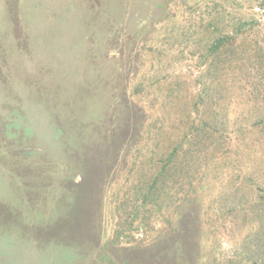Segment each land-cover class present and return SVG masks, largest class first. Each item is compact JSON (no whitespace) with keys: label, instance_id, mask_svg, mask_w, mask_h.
Here are the masks:
<instances>
[{"label":"rangeland","instance_id":"374dc122","mask_svg":"<svg viewBox=\"0 0 264 264\" xmlns=\"http://www.w3.org/2000/svg\"><path fill=\"white\" fill-rule=\"evenodd\" d=\"M42 2L53 12L62 10L65 0ZM102 3L112 25L120 20L118 27H124L114 29L116 51L109 52L110 63L102 61L103 73L107 77L114 69L118 78L117 65L131 64L130 88L146 117L142 139L129 149L128 168L119 184L107 187L101 214L94 205V214L82 219L74 232L82 243L98 234L96 248L86 257L70 259L69 253L46 242L47 236H69L53 226V208L63 198H49L57 193L50 184L32 191L15 217H0V264H264V0ZM2 18L0 41L8 44L0 49V115L14 111L10 121L21 126L24 136L33 132L35 140L25 150L57 158L58 147L34 103L25 102L26 116L16 112L23 106L17 96L29 92H24L23 79L30 68L29 63L26 68L18 64L21 48L17 39H8L17 33L11 30L4 37ZM218 36L227 37L226 44L215 55L208 54ZM77 49L85 50L82 41ZM2 60L11 62L4 66ZM49 77L42 83L51 85ZM194 138L190 155L197 162H187L186 173L165 187L160 202L138 207L140 202L128 194L119 201L141 161L171 148L184 156ZM7 182L0 170V195H5Z\"/></svg>","mask_w":264,"mask_h":264},{"label":"trees","instance_id":"16d2710c","mask_svg":"<svg viewBox=\"0 0 264 264\" xmlns=\"http://www.w3.org/2000/svg\"><path fill=\"white\" fill-rule=\"evenodd\" d=\"M0 11H3L0 15V19L3 17L2 25L4 23L7 30L4 37L11 30L17 33L13 39H8H17L21 48L16 52L22 59L17 61L18 64L25 67V63H29L30 68L24 70L27 78L23 79L24 92H29L26 96H17L23 106L15 111L26 116L25 102L34 103L40 110L39 115L45 118L49 137L55 140L59 150L57 158L46 151L42 156L41 152L32 153L26 149L27 152V142L35 140L33 132L28 137L24 136L21 126L10 121L9 115L14 111L0 115V170L8 181L5 195H0V217H15L17 210L21 211L20 206L25 207L23 201L31 199L32 191L54 184L57 193L49 198L63 199L58 207L53 208L56 213L53 226L56 225L63 234L68 231L69 236H47L46 242L69 253L70 259L78 255L86 257L88 251L96 248L98 234L82 243L74 232L82 219L87 220L94 214L95 207L101 214L107 187L119 184L124 176L129 163V149L141 141V125L146 119L144 108L130 88L128 74L131 64L120 62L117 65L118 78L113 77L114 69L105 77V68L101 65L102 61L110 63L109 52L116 51L112 47L114 29H124L118 27L123 23L117 20L112 25L111 13L104 11L102 0H65L62 10L53 12L42 0H0ZM76 35H79V40H76ZM226 39L221 36L213 38L208 54L219 52ZM5 40L0 41V49H7L8 43H3ZM128 40L129 43L132 41L126 38ZM79 41L85 46L83 52L77 49ZM43 44L46 45L43 47ZM38 45L43 48L40 50ZM11 46L14 47L13 44ZM53 54L58 59H52ZM28 58H32L31 61ZM8 62L11 61L2 60V65ZM57 64L59 66L54 69L53 65ZM47 74L51 85L42 83ZM3 77L8 79L5 73ZM18 143L26 145L22 148ZM196 143L197 140L192 139L184 156L180 157L176 148L165 154L154 150L152 155L157 152L158 157L141 161L137 173L129 176L119 201L121 199L122 202L128 194L129 199L133 195L135 202H140L138 207L144 202H160L165 187L176 184L178 177L186 173L187 162L191 166L197 162L192 159L195 154L190 155ZM76 177L79 180L74 182Z\"/></svg>","mask_w":264,"mask_h":264}]
</instances>
